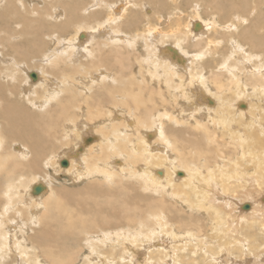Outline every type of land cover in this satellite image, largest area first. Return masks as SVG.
Returning <instances> with one entry per match:
<instances>
[{"label":"bare ground","instance_id":"1","mask_svg":"<svg viewBox=\"0 0 264 264\" xmlns=\"http://www.w3.org/2000/svg\"><path fill=\"white\" fill-rule=\"evenodd\" d=\"M248 176L264 0H0V264H224Z\"/></svg>","mask_w":264,"mask_h":264},{"label":"rangeland","instance_id":"2","mask_svg":"<svg viewBox=\"0 0 264 264\" xmlns=\"http://www.w3.org/2000/svg\"><path fill=\"white\" fill-rule=\"evenodd\" d=\"M183 15L186 16V17L183 16V18H182V21L184 22L183 26H185V25H188V23L191 22L190 19L193 18L192 10L189 9L188 11L184 12ZM193 89L197 90V87H193ZM63 161H65V160H63ZM172 176H173L174 181H175V179H179L181 177L179 175L174 176L173 174H172ZM120 178L123 179V176L121 175ZM245 179H246L245 182L247 183L248 178H245ZM249 179L250 180L248 182H250V184L249 183L245 184V185H249V186H247L248 188L246 187V189H245V187L244 188L236 187L235 184H232L230 190L227 191L225 201H222L223 196L220 197L221 195H219V193H217L216 196L218 198H220L219 199L220 201L217 200V202H215V204L218 207H223V204L227 203V201L230 204L229 207L225 208L223 211L227 214V216H229V217L233 216L231 218L235 219V223L234 224L232 223V219L229 220L228 224L231 225L230 233H229V235L226 234V237H229L231 235V231H238L239 230V233H241V234H239V236H237V237L240 240H242V242L246 238L250 241L249 238H251L254 241H257L260 239V241L262 240V243H260V241H257V243L256 242L254 243L255 246H258V249H256L255 251L249 250L247 242H243L242 245L244 246V248H240L241 246H238L239 245L238 243L233 244V246H234L233 249H229V250H232L231 253L224 251V253H227V255L222 257L224 264H264V239H261V238H263L262 236H264V221H263L264 220V200H263L264 199V180L262 182H260L261 183V186H260L256 182H254L250 177H249ZM175 182H173L175 188H177L178 190L182 189V183H180V182L177 183L178 181H175ZM256 184L258 185V187ZM230 200H232L233 202H230ZM246 205L249 206V209L244 210L243 207ZM234 217H236V218H234ZM254 232H256V234ZM245 233H247V236L245 235ZM256 237H258L259 239ZM223 244H224V242H223ZM261 244H262V246H261ZM219 245H220V243H214V244H212V247L217 248ZM259 248H260V250H259ZM234 250H236V251H234ZM257 252H259L260 254ZM216 253L214 252V254H216V255H221V253L223 254V252H219V251H216ZM257 255H258V257H257ZM136 261H138V260H136ZM189 261L190 260L188 259V260H182L181 262L189 263ZM170 262L173 264L172 261H170ZM145 264H156V262H152V261L148 260V262H146Z\"/></svg>","mask_w":264,"mask_h":264},{"label":"water","instance_id":"3","mask_svg":"<svg viewBox=\"0 0 264 264\" xmlns=\"http://www.w3.org/2000/svg\"><path fill=\"white\" fill-rule=\"evenodd\" d=\"M198 27H199V25L196 24V26H195V30H197ZM170 51H172V49H170ZM173 54H174V55H173V58H174V59H177V61H178L179 63H182V62H183V60H182L181 58L177 57L175 53H173ZM31 76H32V79H34V80L36 79V75H35V74L32 73ZM66 164H67L66 161H63V162H62V165L65 166ZM41 190H42V187L36 185V186L33 188V194H38V193H40ZM263 200H264V199H263ZM243 209H244V210H247V209H249V206L246 205V206L243 207Z\"/></svg>","mask_w":264,"mask_h":264}]
</instances>
